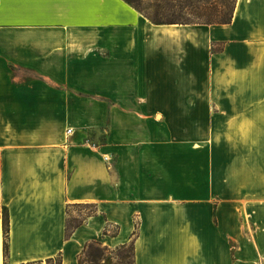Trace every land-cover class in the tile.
I'll return each mask as SVG.
<instances>
[{"label":"crops","instance_id":"obj_1","mask_svg":"<svg viewBox=\"0 0 264 264\" xmlns=\"http://www.w3.org/2000/svg\"><path fill=\"white\" fill-rule=\"evenodd\" d=\"M242 187L264 189V0L230 24L0 0V264L4 206L8 264H79L91 241H134V264H256L264 230L221 196ZM76 203L98 212L67 237Z\"/></svg>","mask_w":264,"mask_h":264},{"label":"trees","instance_id":"obj_2","mask_svg":"<svg viewBox=\"0 0 264 264\" xmlns=\"http://www.w3.org/2000/svg\"><path fill=\"white\" fill-rule=\"evenodd\" d=\"M132 5L144 16L156 24H230L234 18V12L237 5V0H221L219 4H213L207 7H197L193 0H125ZM179 7L181 10H186L189 16L183 18L176 14L175 8ZM219 42L213 44V52L221 51ZM73 208L79 209V214L72 216ZM98 210L95 204H70L68 206V220H67V237H70L73 231L82 225L88 215L97 214ZM138 228V224H137ZM3 229H4V260L8 264L10 255V213L8 207L3 208ZM137 234V230L134 232ZM129 248V253L119 250ZM127 264H134V241L129 244L121 245L116 249H111L104 246L100 241L89 242L84 251L79 257V264H114V254ZM57 258V264H61L62 256ZM55 258V259H56ZM54 259H49L48 262ZM23 264H38L37 262H29Z\"/></svg>","mask_w":264,"mask_h":264},{"label":"rangeland","instance_id":"obj_3","mask_svg":"<svg viewBox=\"0 0 264 264\" xmlns=\"http://www.w3.org/2000/svg\"><path fill=\"white\" fill-rule=\"evenodd\" d=\"M196 4L197 7H207L210 5H215L219 4L221 0H193ZM230 2L232 0H229ZM238 1V0H237ZM177 10L178 15H181L183 18L189 17L186 13V10H181L179 7L175 8ZM195 24V23H194ZM224 47V42H219V48ZM239 143L243 142H235V148H236V153L239 150ZM245 149H247L245 147ZM244 185V182H243ZM246 187V185H245ZM245 187L242 188H235V189H230L227 188L226 190L223 191V194L221 195L222 198L226 202H234V208L236 209V213L240 215V221L241 224L245 227L246 230L251 231V234L256 235V243L259 244L258 240L260 238H257V234H261L262 230H264V220L263 214H264V189L257 187L255 190H249ZM220 196V197H221ZM79 209L73 208L71 211L72 216H75L79 214L80 212L78 211ZM3 213V210H2ZM262 239V238H261ZM262 244V242H261ZM123 251L125 253H129V248L126 247L125 249L119 250L117 252L118 254ZM114 254V264H127V261L121 260L118 255ZM252 256V254H245V256ZM256 256V264H264V254L263 253H257L255 254ZM38 264H57V258L48 262L43 261V263H38Z\"/></svg>","mask_w":264,"mask_h":264},{"label":"built area","instance_id":"obj_4","mask_svg":"<svg viewBox=\"0 0 264 264\" xmlns=\"http://www.w3.org/2000/svg\"><path fill=\"white\" fill-rule=\"evenodd\" d=\"M70 132H71V130H70Z\"/></svg>","mask_w":264,"mask_h":264}]
</instances>
